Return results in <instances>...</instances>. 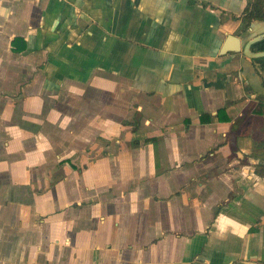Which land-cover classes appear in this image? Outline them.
Listing matches in <instances>:
<instances>
[{"label":"crops","instance_id":"0c3cea01","mask_svg":"<svg viewBox=\"0 0 264 264\" xmlns=\"http://www.w3.org/2000/svg\"><path fill=\"white\" fill-rule=\"evenodd\" d=\"M249 2L0 0V264H264Z\"/></svg>","mask_w":264,"mask_h":264},{"label":"water","instance_id":"95a60500","mask_svg":"<svg viewBox=\"0 0 264 264\" xmlns=\"http://www.w3.org/2000/svg\"><path fill=\"white\" fill-rule=\"evenodd\" d=\"M262 39H264V32L253 36L251 39L244 43L240 40V38L228 35L223 45L222 52L224 54L230 51L241 53L245 58L252 60L264 58V51L253 52L251 50L252 46Z\"/></svg>","mask_w":264,"mask_h":264},{"label":"trees","instance_id":"16d2710c","mask_svg":"<svg viewBox=\"0 0 264 264\" xmlns=\"http://www.w3.org/2000/svg\"><path fill=\"white\" fill-rule=\"evenodd\" d=\"M242 20L246 23L245 28H247L252 22H264V0H250L245 8ZM251 50L253 52L264 51V39L255 43ZM258 77L260 78L257 73V78ZM261 87L264 89L263 82ZM260 106L263 108V104H260Z\"/></svg>","mask_w":264,"mask_h":264}]
</instances>
